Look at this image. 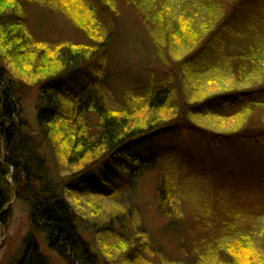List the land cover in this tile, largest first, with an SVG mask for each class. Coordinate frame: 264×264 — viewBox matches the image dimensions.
I'll return each mask as SVG.
<instances>
[{
  "label": "rangeland",
  "instance_id": "rangeland-1",
  "mask_svg": "<svg viewBox=\"0 0 264 264\" xmlns=\"http://www.w3.org/2000/svg\"><path fill=\"white\" fill-rule=\"evenodd\" d=\"M7 1L0 0V7L6 8L9 19L22 18L29 33L39 42L33 49L37 53L40 52L39 49L47 51L71 45L91 49L96 43L95 40L98 41L106 30L109 31L107 26L110 28V36L113 38L111 42L115 48L111 54L108 53L111 60L106 66L110 73L105 89L107 108H118L124 99L130 100V93L164 80L189 53L187 46L180 42L169 51L160 46L156 38L164 43L165 32H158L162 26L159 28L156 26L157 30H153L156 28L144 23L135 10L127 7L126 4L130 0H101L103 3L106 2L105 8L108 11H113L108 15L100 13V23L105 28H99L101 26L99 22L92 23L86 11L74 5L73 0H16L15 3ZM155 1L156 4L149 9L153 10L155 15L157 10L174 14L176 20H183L185 15L193 23L206 26L207 31L215 26L216 14L221 13L219 17H223L230 10L229 2L226 0ZM252 3L257 5L256 12L253 11L254 19L245 26L247 29L251 26L254 31L250 29L251 31L243 32L245 29H242L239 32V24L233 25L234 32L229 35L228 49L223 53L213 54L207 60H215L219 68L207 73L209 79L185 80L184 91L189 97L196 99L199 95H220L230 93L234 88L242 89L240 86L264 83V72L257 76L258 80L253 81L254 77L250 78L252 62L264 58V0H252ZM11 8L13 11H9ZM249 8L253 9L252 6ZM75 20L80 23L83 20L87 21L88 28H84V23L80 25ZM243 25L244 21L241 26ZM182 27L186 32L187 27L185 25ZM5 29L7 27H3V30ZM190 34L188 38L191 40ZM240 34L243 36L241 40ZM3 45H0V58L5 60L3 56L6 54V48ZM253 47L258 50H252ZM32 56L30 54L27 58L21 59L8 56L4 62V70L11 72L21 85L19 86L24 88L17 100L21 112L19 116L22 117V121L19 120L22 127L20 139L23 141L18 145L27 146L25 156L32 155L39 162L34 159L33 163H29L30 166L33 165L35 169L37 164H40L45 175L55 184L62 182L67 176L64 153L68 140L60 143L59 138L50 134L51 131L38 121L40 84L46 81L48 73L47 69L32 67L31 61L34 60ZM186 73H190L187 68ZM182 74L183 71H180L178 78H181ZM241 76H245L244 83L238 84L236 80L242 79ZM259 100L264 104V97ZM132 103L134 107L140 104ZM237 108L239 107L236 105L220 106V111L229 112ZM142 115L149 118L146 114ZM253 117L255 121L256 118L259 122L264 121V108L257 112L254 110ZM193 119L205 129L220 131L236 129L249 121V117L243 115L229 121L209 117ZM62 125L58 122L56 130H63ZM61 135L64 136L63 133ZM191 142L192 139L187 134L158 139L154 146H150L151 154L158 160L155 159L156 162L153 161L147 170L142 171L141 177H137L130 185L127 176L121 173L120 178L111 185L112 189L109 187L103 189L105 197L102 200L97 197L68 198V194L64 193L79 216L77 222L81 234L92 244L96 264H141L143 261L147 264H205L202 260L204 257L201 256L203 254H210L209 257L216 259L214 262L207 260V264H219L226 260L225 252L219 251L226 241L230 243L228 246L233 245L239 249L237 253L232 252L235 255L230 258V264H264V166L254 167L255 163H264V143L238 148L229 155V159L219 153L217 162H214L215 157L207 161L201 157L203 162H196L194 158L188 156L193 146ZM170 145H174L176 151L181 154L166 155L165 147ZM196 151L198 153L200 149L196 148ZM136 154L144 158L147 151L141 148ZM219 160L224 162L220 163ZM237 167L242 171L240 176L242 180L239 181L246 184V193H241L244 198L242 200L239 198L245 207V213L241 215L239 222L246 231L252 232L245 239H241L240 234H222V224H217V227L212 225L210 229L206 225L211 214L214 216V209L217 208L216 199L219 204L231 201V206L235 205L237 195H240L238 192L242 189L236 190L235 185L231 183L230 187L234 191H228L224 187V183L228 182L224 180ZM163 168L172 195L166 208H161L158 203V182ZM8 180L16 194L4 212L6 216L4 223L0 221V264H19L28 252H32L30 245L34 240L38 242L40 248L39 259H34L35 264H68L64 258L49 248L45 233H35L34 236L30 209L23 195L24 187L17 188L11 178ZM257 205H261L260 212L256 211ZM168 206L172 209L171 213ZM115 216L122 218L113 224L115 235H106L102 238L96 235L98 234L96 230ZM220 227L222 232H219ZM119 234L123 240L118 238ZM231 235L237 240H225L223 237ZM214 238L217 240L213 241ZM135 239H139L140 243L147 246L154 239L156 242L154 252L145 254L138 262L129 263L122 255L123 244ZM240 240H244L245 249H241ZM210 250L213 253H210Z\"/></svg>",
  "mask_w": 264,
  "mask_h": 264
},
{
  "label": "trees",
  "instance_id": "trees-1",
  "mask_svg": "<svg viewBox=\"0 0 264 264\" xmlns=\"http://www.w3.org/2000/svg\"><path fill=\"white\" fill-rule=\"evenodd\" d=\"M73 1L74 5L86 11L91 22L95 24L98 22L101 24L100 13L101 15L113 13L112 10L108 11L105 8L106 2L103 3V0L100 2L97 0ZM226 1L229 2L230 10L223 17H219L221 13L216 14L214 16V20L217 19L215 26L207 31L206 26L193 23L185 15L183 20H176L174 14H167L163 10H157L155 15L153 10L149 11L152 5L156 4L155 0H130L126 4L127 7L135 10L144 23L153 28L163 27V29L162 27L158 29V32H165L164 43L158 37L156 38L160 46L169 51L180 42L187 46L189 53L171 73H168L164 80L154 82L143 90L139 88L130 93V100L124 99L118 108L105 106V89L110 76L106 66L111 60V55L108 53L111 54L115 48L111 42L113 38L110 36L111 30L108 26L109 31L105 29L106 33L98 41L95 40L96 43L91 49L71 45L58 46L59 48L55 50L39 49L40 52L37 53L33 49H35L34 45L39 42L35 41L29 33L22 18L9 19L6 8L0 7V45L4 44L6 48L7 56L6 54L5 56L21 59L32 54L34 59L31 61L32 67L47 69L48 75H46V81L40 84L38 97L39 123L47 127L48 131H51L50 134L59 138L60 143L68 140L64 153L67 176L62 179V182L54 184L45 175L40 164H37L35 169L33 165L30 166L34 159L37 163L39 162L32 155L25 156L27 146L18 145L22 141L20 139L22 127L19 121H22V117L19 116L21 112L17 100L24 88L20 87L21 85L11 72L4 70V62L7 58L5 56H3L5 60L0 58V221L4 223L6 218L4 212L16 194L8 180L11 178L15 187H24L23 195L30 209L34 236H36L35 233H45L49 248L64 258L68 264H96L92 244L81 234L77 222L79 216L68 202V198L97 197L102 200L105 197L103 189L108 187L112 189L111 185L120 178L121 173L127 176L130 185L137 177H141L142 171L147 170L155 159L158 160L150 151V146H154L158 139L189 135L193 146L188 156L194 158L196 162H203L202 158L207 161L214 157V162H217L216 158L219 153L229 159V155L238 148L263 144L264 121L259 122L257 118L255 121L253 112L264 108V104L259 100L264 97V83L240 86L243 88H234L230 93L220 95H199L196 99L189 97L184 91L185 80L189 78L209 79L210 76H207L209 75L207 73L219 68L218 62L207 60L213 54L223 53L228 49L229 35L234 32L233 25L239 24V32L242 29H245L243 32L251 31L250 29L254 31L251 26L247 29L245 25L246 23L249 25L254 19L253 11L256 12L257 5H253L252 0ZM7 2L15 3L16 0ZM250 6L253 9H250ZM11 10L13 11V8L9 11ZM75 21L80 25L84 23V28H88L87 21L83 20L81 23L78 20ZM243 21L244 25L241 26ZM183 25L187 27L186 32ZM3 27L7 29L3 30ZM100 27L105 28L102 24ZM189 33H191L190 37L192 36L191 40L188 38ZM241 37L243 36L240 34V40ZM254 47L252 50L257 51L258 49L255 50ZM186 68L190 73H186ZM263 69L264 58L253 61L250 78L254 77L253 81L258 80L257 76L264 72ZM180 71H183V74L181 78H178ZM245 76L236 80L238 84L244 83ZM132 102H140V104L134 107ZM230 105H236L239 108L229 112L220 111V106ZM142 114H146L149 118ZM242 115L249 117L248 123L226 131L205 129L193 119L209 117L229 121L236 120ZM58 122L63 124L61 131L55 128ZM62 133L64 136L61 135ZM141 148L147 151L144 158L136 154V151ZM196 148L200 149L198 153ZM176 150L174 145L167 146L165 154H181ZM195 155L200 160L196 159ZM219 162L222 163L224 160L222 162L219 160ZM243 163L245 164V161ZM262 166L264 163L254 164L255 168H262ZM241 172L240 167H237L224 180L228 182L224 183L228 191H234L230 187L231 183L235 185L236 190L242 189L238 192L240 195H237L236 207L231 206V201L219 204L216 199L217 208L214 209V216L212 217L211 214L206 225L210 229L212 225L217 227V224H222V234H240L241 239H245L252 232L246 231L239 222L241 215L245 213V207L240 201L244 198L241 193H246V184L239 181L242 180ZM166 177L163 168L158 182V203L161 208H166L172 196ZM216 193L219 196V193ZM257 206L256 211L260 212L261 205ZM171 211L172 209L169 212ZM120 217L115 216L103 224L96 230L98 233L96 235L100 238L115 235L113 224L122 219ZM219 232H222L221 227ZM223 237L225 240H237L233 239L235 237L232 235ZM118 238L123 240L120 234ZM215 240L217 239L214 238L213 241ZM151 241L149 246L140 243L139 239L123 244V258H126L129 263L142 260L145 254L154 252L156 242L154 239ZM239 242L241 249H245L244 240ZM227 244L230 245L229 241H226L225 245L219 249L227 255L226 257L224 254L226 260L219 264H230V258H233L234 253L239 250ZM30 248L32 252H28L19 264H35L34 259H39L40 248L36 240ZM210 253L213 251L210 250ZM209 255H201L205 259H202L205 264L207 260L216 261ZM141 264L147 263L143 261Z\"/></svg>",
  "mask_w": 264,
  "mask_h": 264
}]
</instances>
